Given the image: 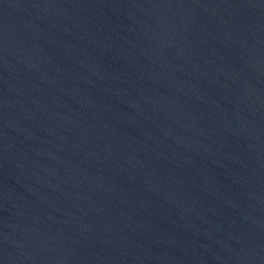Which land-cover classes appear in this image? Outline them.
<instances>
[{"label": "water", "instance_id": "water-1", "mask_svg": "<svg viewBox=\"0 0 264 264\" xmlns=\"http://www.w3.org/2000/svg\"><path fill=\"white\" fill-rule=\"evenodd\" d=\"M0 264H264V0H0Z\"/></svg>", "mask_w": 264, "mask_h": 264}]
</instances>
